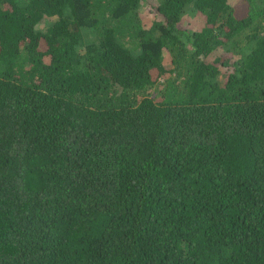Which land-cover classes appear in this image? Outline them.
<instances>
[{
    "label": "trees",
    "instance_id": "16d2710c",
    "mask_svg": "<svg viewBox=\"0 0 264 264\" xmlns=\"http://www.w3.org/2000/svg\"><path fill=\"white\" fill-rule=\"evenodd\" d=\"M149 1L0 0V264H264V0Z\"/></svg>",
    "mask_w": 264,
    "mask_h": 264
},
{
    "label": "rangeland",
    "instance_id": "374dc122",
    "mask_svg": "<svg viewBox=\"0 0 264 264\" xmlns=\"http://www.w3.org/2000/svg\"><path fill=\"white\" fill-rule=\"evenodd\" d=\"M230 3L234 4V5H242V0H229ZM141 6L139 8V10L144 13L145 11H147L148 9H150L151 3L149 0H142L141 2ZM202 24L201 19L199 18V16L194 13L191 12L190 10H186L184 12V14L181 17V22H180V26L182 28L188 29V30H196L200 27V25ZM44 24H41L39 27H43ZM91 38H93V35L91 36ZM90 38V39H91Z\"/></svg>",
    "mask_w": 264,
    "mask_h": 264
}]
</instances>
